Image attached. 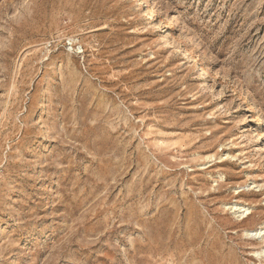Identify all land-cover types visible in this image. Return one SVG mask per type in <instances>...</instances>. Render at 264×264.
<instances>
[{"label": "rangeland", "instance_id": "1", "mask_svg": "<svg viewBox=\"0 0 264 264\" xmlns=\"http://www.w3.org/2000/svg\"><path fill=\"white\" fill-rule=\"evenodd\" d=\"M263 228L264 0H0V264H264Z\"/></svg>", "mask_w": 264, "mask_h": 264}, {"label": "bare ground", "instance_id": "2", "mask_svg": "<svg viewBox=\"0 0 264 264\" xmlns=\"http://www.w3.org/2000/svg\"><path fill=\"white\" fill-rule=\"evenodd\" d=\"M234 207L236 208V206H234ZM240 208H241V207H240ZM245 211H248V209L246 208V209H244V211H240V212H239V208H238V212H236V213H239L240 215H243V213H244ZM247 234H248L250 237L260 239V238L264 237V228H263V229H259L258 231H255V232L251 231V232H249V233H247ZM262 254L264 255V251H263L262 253H255V257H256V258H259Z\"/></svg>", "mask_w": 264, "mask_h": 264}]
</instances>
